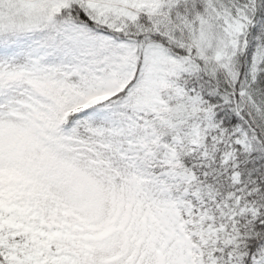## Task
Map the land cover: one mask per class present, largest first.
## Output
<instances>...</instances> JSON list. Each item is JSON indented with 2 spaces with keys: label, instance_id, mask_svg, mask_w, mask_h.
<instances>
[{
  "label": "snow or ice",
  "instance_id": "obj_1",
  "mask_svg": "<svg viewBox=\"0 0 264 264\" xmlns=\"http://www.w3.org/2000/svg\"><path fill=\"white\" fill-rule=\"evenodd\" d=\"M0 264H264V0H0Z\"/></svg>",
  "mask_w": 264,
  "mask_h": 264
}]
</instances>
